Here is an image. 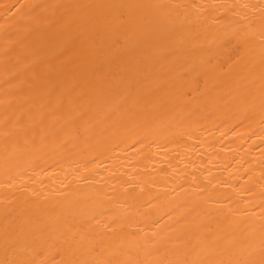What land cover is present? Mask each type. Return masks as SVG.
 Instances as JSON below:
<instances>
[{
	"label": "bare ground",
	"instance_id": "6f19581e",
	"mask_svg": "<svg viewBox=\"0 0 264 264\" xmlns=\"http://www.w3.org/2000/svg\"><path fill=\"white\" fill-rule=\"evenodd\" d=\"M0 264H264V0H0Z\"/></svg>",
	"mask_w": 264,
	"mask_h": 264
}]
</instances>
